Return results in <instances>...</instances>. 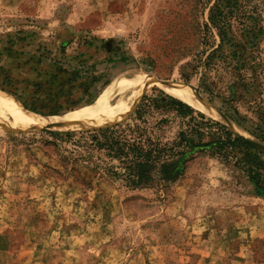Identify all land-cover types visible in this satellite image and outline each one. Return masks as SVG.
<instances>
[{
	"label": "rangeland",
	"instance_id": "rangeland-1",
	"mask_svg": "<svg viewBox=\"0 0 264 264\" xmlns=\"http://www.w3.org/2000/svg\"><path fill=\"white\" fill-rule=\"evenodd\" d=\"M239 1L264 99V0ZM212 2L0 0V94L37 115L62 114L116 77L146 72L227 117L226 82L204 66L219 43L204 27ZM233 105L251 127L248 105ZM43 129L86 131L0 128V264H264V197L239 170L201 154L161 190L128 189L85 167L95 157L64 167L62 155L81 152L77 137Z\"/></svg>",
	"mask_w": 264,
	"mask_h": 264
},
{
	"label": "trees",
	"instance_id": "trees-1",
	"mask_svg": "<svg viewBox=\"0 0 264 264\" xmlns=\"http://www.w3.org/2000/svg\"><path fill=\"white\" fill-rule=\"evenodd\" d=\"M248 26L247 19L242 18L239 0H213L204 27L209 33L210 27L217 30L219 43L206 56L204 66L207 71L213 70L214 75L221 73L217 79L226 82L229 105L223 114L264 142V99L259 96L262 70L252 63L255 57L252 49L246 48V44L255 43V36L248 34ZM253 89L256 95H250ZM238 99H243L251 110L255 120L249 119L251 127L244 124L246 116L233 105ZM173 129L172 135L166 136ZM43 132L77 137L75 143L81 147V152L62 155L60 162L64 167L95 157L100 161L85 167L95 172L99 169L101 178L119 180L128 189L153 186L161 190L180 179L195 156L205 154L239 170L253 192L264 197V157L261 152L224 124L157 87L140 96L125 121L78 133L44 129ZM101 159H105L104 164Z\"/></svg>",
	"mask_w": 264,
	"mask_h": 264
},
{
	"label": "bare ground",
	"instance_id": "bare-ground-1",
	"mask_svg": "<svg viewBox=\"0 0 264 264\" xmlns=\"http://www.w3.org/2000/svg\"><path fill=\"white\" fill-rule=\"evenodd\" d=\"M150 85H159L165 93L208 117H214L264 153V143L235 129V125L227 117L217 113L200 97L191 91L177 88L179 85H161L152 74L146 72L118 76L94 100L62 114L37 115L26 111L8 96L0 94V128L20 130L44 127L51 130L79 131L106 127L127 113L133 107L141 89Z\"/></svg>",
	"mask_w": 264,
	"mask_h": 264
},
{
	"label": "water",
	"instance_id": "water-1",
	"mask_svg": "<svg viewBox=\"0 0 264 264\" xmlns=\"http://www.w3.org/2000/svg\"><path fill=\"white\" fill-rule=\"evenodd\" d=\"M207 104V103H206ZM208 105V104H207ZM235 133V132H234ZM237 134V133H236ZM238 135V134H237ZM239 136V135H238ZM241 137V136H240ZM244 139V138H243ZM247 141V140H246ZM250 143V142H249ZM251 144V143H250ZM256 148V147H255ZM257 149V148H256ZM258 150V149H257Z\"/></svg>",
	"mask_w": 264,
	"mask_h": 264
}]
</instances>
